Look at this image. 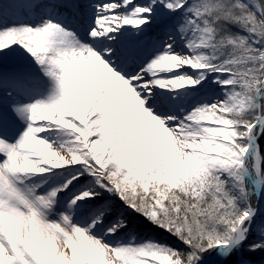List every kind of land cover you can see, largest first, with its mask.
<instances>
[{
	"label": "snow or ice",
	"instance_id": "6c2138e0",
	"mask_svg": "<svg viewBox=\"0 0 264 264\" xmlns=\"http://www.w3.org/2000/svg\"><path fill=\"white\" fill-rule=\"evenodd\" d=\"M0 264H264V0H0Z\"/></svg>",
	"mask_w": 264,
	"mask_h": 264
}]
</instances>
